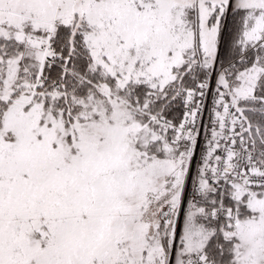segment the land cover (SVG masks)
Instances as JSON below:
<instances>
[{"label":"snow or ice","instance_id":"snow-or-ice-1","mask_svg":"<svg viewBox=\"0 0 264 264\" xmlns=\"http://www.w3.org/2000/svg\"><path fill=\"white\" fill-rule=\"evenodd\" d=\"M0 264H264V0H0Z\"/></svg>","mask_w":264,"mask_h":264}]
</instances>
